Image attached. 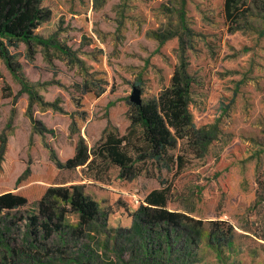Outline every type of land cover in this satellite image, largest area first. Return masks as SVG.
Instances as JSON below:
<instances>
[{"label":"rangeland","instance_id":"1","mask_svg":"<svg viewBox=\"0 0 264 264\" xmlns=\"http://www.w3.org/2000/svg\"><path fill=\"white\" fill-rule=\"evenodd\" d=\"M50 1L59 14L52 44L11 49L15 71L0 59V193L50 185L39 176L77 184L97 202L106 227L78 240L70 233L77 215L67 212L62 242L55 233L29 234L34 202L1 210L0 261L65 264L46 249L69 246L67 258L84 242L97 259L88 264L127 259L129 251L114 248L116 230L131 225L129 211L149 190L168 188L169 210L200 220L205 230L211 221L225 223L233 247L230 256L224 249L227 264H264V11L247 0L253 27L230 32L223 0ZM181 12L190 31L182 34L183 55L196 78L193 122L215 129L206 149L195 155L178 141L172 160H137L130 177L100 158L61 168L80 142L96 148L109 133L129 132L134 86L146 100L169 84L182 54ZM188 243L182 237L177 244L189 250ZM191 249L187 264H219L204 238Z\"/></svg>","mask_w":264,"mask_h":264},{"label":"trees","instance_id":"2","mask_svg":"<svg viewBox=\"0 0 264 264\" xmlns=\"http://www.w3.org/2000/svg\"><path fill=\"white\" fill-rule=\"evenodd\" d=\"M252 4L264 11V0H253ZM222 11L230 32L253 27L249 21V17L253 15L252 6L247 0H223ZM57 12L58 8L50 0H0V59L12 71H15L14 67H19V63L14 60L11 49L18 47L20 43L28 45L29 50L33 43L45 47L52 44V29L59 17ZM180 22L182 33L178 38L182 54L178 64L174 66L169 84L156 96L141 100L140 104L129 102L131 123L128 133H109L96 148H89L80 142L75 154L60 164L61 168L75 169L85 164L90 167L96 158H100L118 167L122 175L130 177L133 164L137 160H172L169 151L177 146L178 141H183L185 149L195 155L206 149L215 129L197 127L193 122L196 78L188 69L183 55L182 34L190 31L184 23L182 12ZM171 35L175 34L165 38ZM53 47L62 50L58 45ZM24 88L30 91L25 84ZM0 143L2 153L6 147L5 138H1ZM133 154L136 158H133ZM177 160L181 162L182 156H177ZM38 178V182L50 185L35 184L23 191L0 193V211L13 210L34 202L35 213L27 216L28 232L34 237L44 239L55 233L65 242L64 217L67 212L77 215V223L70 228V233L78 240L85 238V234L98 233L101 228L105 231L106 223L97 202L85 194L81 186H60L55 185L58 182L53 180H45L42 176ZM66 181L59 183L64 184ZM168 190H150L137 208L129 211L131 225L116 230L115 240L119 237L120 241L114 245L118 251H129V257L124 259L118 254L114 258L109 257L105 264H187L186 257L192 253L191 246L197 245L201 238L213 249L219 264H227L224 249H227L230 256L233 247L232 234L227 228L221 227L225 223L211 221L210 228L205 230L200 220H193L182 212L169 210ZM182 237L187 238L189 250H185V245L177 244ZM59 246L47 248L46 251L58 253L61 261L67 259L65 264H88L87 261L91 259L94 263L97 261L96 255L91 253L95 249H90L85 242L77 244L78 251L67 258H64V250L70 247L60 249ZM0 264L3 263L0 261Z\"/></svg>","mask_w":264,"mask_h":264},{"label":"water","instance_id":"3","mask_svg":"<svg viewBox=\"0 0 264 264\" xmlns=\"http://www.w3.org/2000/svg\"><path fill=\"white\" fill-rule=\"evenodd\" d=\"M129 100L134 104H140L141 99L139 97V89L137 87H133L132 92L129 96Z\"/></svg>","mask_w":264,"mask_h":264},{"label":"crops","instance_id":"4","mask_svg":"<svg viewBox=\"0 0 264 264\" xmlns=\"http://www.w3.org/2000/svg\"><path fill=\"white\" fill-rule=\"evenodd\" d=\"M193 113H194V108H193L192 114H193ZM67 182H68V180H67L65 183H67ZM62 184H63V183H62ZM149 191H150V190H149ZM149 191H148V192H149ZM148 192H147V193H148ZM168 202H169V201H168ZM167 207H169V203H167ZM168 209H169V208H168Z\"/></svg>","mask_w":264,"mask_h":264}]
</instances>
